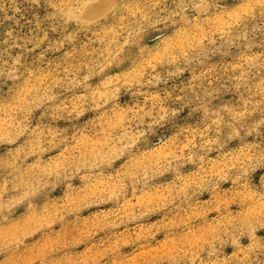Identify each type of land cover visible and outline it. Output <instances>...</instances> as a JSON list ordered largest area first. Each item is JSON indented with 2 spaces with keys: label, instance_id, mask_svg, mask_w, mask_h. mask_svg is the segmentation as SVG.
<instances>
[{
  "label": "clouds",
  "instance_id": "clouds-1",
  "mask_svg": "<svg viewBox=\"0 0 264 264\" xmlns=\"http://www.w3.org/2000/svg\"><path fill=\"white\" fill-rule=\"evenodd\" d=\"M5 21L0 264H264V0H0Z\"/></svg>",
  "mask_w": 264,
  "mask_h": 264
},
{
  "label": "rangeland",
  "instance_id": "rangeland-1",
  "mask_svg": "<svg viewBox=\"0 0 264 264\" xmlns=\"http://www.w3.org/2000/svg\"><path fill=\"white\" fill-rule=\"evenodd\" d=\"M12 26H14V24H13L12 21H5L3 24H0V33H3V32H6V31L11 30V27ZM204 198L207 199L208 197L205 196ZM105 207H107V206H105ZM84 215L87 216L88 213L85 212ZM120 230L123 231L122 228ZM84 251H85L84 250V246L83 245H80L79 246V252L82 254V258H85L86 259L87 257L83 255L84 254ZM228 254L231 255L230 252Z\"/></svg>",
  "mask_w": 264,
  "mask_h": 264
}]
</instances>
